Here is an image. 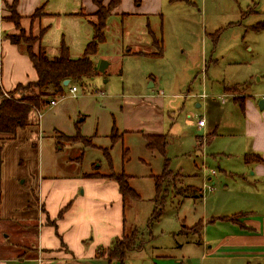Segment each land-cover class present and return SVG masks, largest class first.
<instances>
[{
	"label": "rangeland",
	"instance_id": "rangeland-1",
	"mask_svg": "<svg viewBox=\"0 0 264 264\" xmlns=\"http://www.w3.org/2000/svg\"><path fill=\"white\" fill-rule=\"evenodd\" d=\"M216 3L218 11L204 18L198 5L179 0L172 4L164 0L162 16L122 19L109 15L104 41L92 57L96 74L75 83L74 96L71 84L62 85L61 95L48 88L56 96V105H46L39 109L41 113L32 109L36 118L28 115L33 127L29 136L25 130L13 138L0 135V243L10 221L3 219L5 203L14 204L6 218L19 221L27 215L31 222L36 217L39 174L129 172L132 177L127 182L138 197H125L126 222L134 223L144 254L164 255L153 259L170 260V264H175V258L181 264H264V256L258 253L227 246L211 247L206 254V248L197 244L196 227L190 229L201 220L202 207L196 199L184 197L192 193L184 190L188 178L201 185L195 173L201 179L204 169L208 174L213 170L216 184L210 197L208 193V214L212 208L220 216H239L257 202L254 208L264 216V183L255 181L252 171H240L244 137L239 130L229 129L230 125L239 129L243 122L236 100L258 102L264 95V0ZM93 14L92 21L97 23ZM149 30L154 37L147 34ZM60 39L58 29L50 27L43 39L49 54L57 50ZM63 41L71 57L81 56L83 45ZM102 61L107 67L100 72ZM21 91L14 87L2 96L18 97ZM148 105H158L165 113L163 127L168 135L163 151L146 146L143 128L124 131L129 130L124 127L130 121L121 108H133L131 112L145 124L150 120ZM201 118L204 128L197 124ZM214 121L220 123V134L209 136ZM150 173L154 174L151 178ZM158 177L161 191L156 193ZM180 187L182 193L175 190ZM231 228L220 221L209 226L208 234L217 241Z\"/></svg>",
	"mask_w": 264,
	"mask_h": 264
},
{
	"label": "crops",
	"instance_id": "crops-1",
	"mask_svg": "<svg viewBox=\"0 0 264 264\" xmlns=\"http://www.w3.org/2000/svg\"><path fill=\"white\" fill-rule=\"evenodd\" d=\"M109 1L102 0V4L106 6ZM167 1L172 4L178 0ZM179 1L189 5H198L197 11L202 18L207 13L212 15L218 11L216 0ZM11 2L12 0H0V91L2 94L12 90L17 84L25 85L28 82H33L37 77L31 61L22 48L12 44L6 38V35L18 34L13 23L4 19L8 15L6 5ZM163 2L164 0H120L110 16H121L122 19L131 16H162ZM37 8L42 9L41 15L31 20L29 17ZM96 10L92 0H19L16 6V12L21 17L20 26L26 34L31 33L33 36H37L42 28L48 27L38 44L34 45V51L40 48L49 58L56 57L59 52L58 46L54 53L49 54L43 44V39L49 33L50 27L58 29L61 41L63 38L69 42L74 40L85 48L86 44L93 38L91 23H93L92 14ZM147 34L154 37V33L150 30ZM70 58L77 59L79 57L70 56ZM201 58L203 60V54ZM93 60L92 63L95 65ZM69 84L68 80L67 85L69 86ZM72 85L76 84L72 83ZM201 98L206 99V95L201 94ZM53 99L55 100V97ZM240 101L243 103V108L240 109L243 122L239 129L234 125L229 126L231 131L239 130V133L244 137L242 141L243 154L239 156L243 165V169L240 171H252L251 176L255 178V181L264 183V108L263 110L258 108V103L261 100L255 102L244 98L238 102ZM223 104L225 103L222 102ZM199 106L198 104L197 107ZM146 108L150 120L145 124H141L136 113L131 112L133 108H121L123 114L129 117L130 121L128 127H124L129 130L124 131L137 132L143 128V133L142 131L141 133L144 134L145 140L151 136L164 135L166 137L168 134H164L163 119L165 113L163 108L158 105H148ZM141 109L138 108L137 110ZM32 114L36 118L35 112L31 110L29 115ZM135 121L139 123H135ZM28 122L25 128L18 130V134L19 132L23 133L24 130L28 136L31 134L30 129L33 127L29 119ZM218 125L220 123L215 121L211 123L209 136L220 134V126ZM205 126L206 122L202 128ZM115 129L118 130V127ZM32 147H36V144H33ZM195 168L197 169V166ZM204 171L205 169L201 179L199 173H195V176L197 175L195 179L201 185L188 178L187 185L184 187V190L193 193L186 194L184 197L196 199L202 207L201 220L199 219L195 225L190 227L192 231L193 227L197 229L194 233L198 235L197 244L199 247L202 250L206 248V254L208 250H211V247L212 249H220L222 246H227L231 249L255 252L258 253L257 255L264 256V252H262L264 251V216H260L263 214L254 208L257 206L255 205L257 202H252V205L249 202L248 205L251 206L248 209L250 210L242 212L239 216H236L238 213L231 217L220 216L212 208H210L212 212L208 214L207 201L215 190L213 187L216 184L213 178L215 171L209 172L210 175ZM111 172L109 173L114 174ZM94 173L103 175V177L91 176ZM124 173L128 177H132L129 172ZM105 175L109 174L100 173L98 170L78 174L69 173L62 176H41L39 174L37 201L40 209L37 207L38 213H35L36 217H33L31 222L27 220V215H22L19 221H13L12 216L6 218V212L14 209V204L5 203L3 219L4 221L10 219V221H8L9 227L4 230L6 233L3 235L5 240L0 243V264H170V260L156 261L153 259L166 257L164 255L155 253L152 257L153 254L151 256L144 254L142 251L145 248L141 244L122 258L109 257V252L106 250L114 249L115 242L121 240L123 236H130L134 233L137 237L138 233L134 228V223L128 225L126 222L125 198L120 194L117 183ZM152 175L154 174L150 173L148 176L151 178ZM237 177L245 180L243 173H238ZM206 185H210L212 189L206 188ZM180 189L181 187L175 188L178 193H182L183 191ZM256 192L260 193L259 191ZM208 193L210 194L209 197ZM260 206H263L262 202ZM29 211L28 205L26 212ZM12 212L15 214V211ZM258 214L259 216H257ZM220 221L229 223L232 228L231 232H226V235L215 241L208 234V228L215 226ZM9 237H12L11 241H8ZM137 241L140 243L138 237ZM175 264L181 263L175 258ZM187 264H190V261Z\"/></svg>",
	"mask_w": 264,
	"mask_h": 264
},
{
	"label": "trees",
	"instance_id": "trees-1",
	"mask_svg": "<svg viewBox=\"0 0 264 264\" xmlns=\"http://www.w3.org/2000/svg\"><path fill=\"white\" fill-rule=\"evenodd\" d=\"M18 1L19 0H12L9 5H6L8 15L4 19L13 23L14 27L18 30V34L6 35V38L9 39L12 44L22 48L23 52L31 61L37 77L33 82H28L25 85H16L17 89L22 90L17 94L18 97H15L11 93L2 96V91H0V135L11 138L15 137L18 130L28 125V115L32 109H42L56 97L53 92H48V88L54 90L56 95H61L63 90L62 83L64 80H69V83L72 84L84 81V79L93 77L96 74L97 69L92 63L91 58L97 53L98 44L104 41V29L109 15L120 3V0H110L104 7L102 0H92L97 8L94 15L98 17L97 23H91L93 38L86 44L81 57L71 59L68 48L63 41H61L59 45V52L56 57H47L40 48L34 51V45L38 44L41 37L48 30V27L42 28L37 36H33L31 33L26 34L24 29L20 26L21 17L16 12ZM41 12L42 9L37 8L29 18L34 20L38 18L37 14L41 15ZM236 103L239 105L240 109L243 108L242 101L238 102L236 100ZM146 141V146L151 150L163 151L166 145V137L164 135L147 137ZM2 150V137L0 136V176ZM168 173L164 175L167 176ZM91 176L103 177V175L95 173ZM105 177L113 179L117 183L119 192L123 198L128 195L131 196V198L138 197V194L134 192L127 182L128 176L123 172L105 175ZM158 180L159 177L156 178L154 185L156 193L161 191L160 184L162 179L161 181ZM115 243L116 246L114 249L106 250L109 252L110 258L114 256L122 258L140 244L137 241L135 233L130 236H123L121 240Z\"/></svg>",
	"mask_w": 264,
	"mask_h": 264
},
{
	"label": "built area",
	"instance_id": "built-area-1",
	"mask_svg": "<svg viewBox=\"0 0 264 264\" xmlns=\"http://www.w3.org/2000/svg\"><path fill=\"white\" fill-rule=\"evenodd\" d=\"M69 91H70V93L74 96L75 93H76V91H77L76 86L72 85V86L69 88ZM261 99L264 100V95L261 97ZM55 104H56V101L53 99V100H51V101L49 102L48 105H50V106H54ZM35 110H36L37 113H41L40 110H38V109H36V108H35ZM39 117H40V114H39ZM204 123H205L204 119H202V118L199 119L198 122H197L198 127H203V126H204ZM204 182H205V181H204ZM204 186H205V185H204ZM206 188L210 189L211 186H210V185H206ZM211 189H212V188H211Z\"/></svg>",
	"mask_w": 264,
	"mask_h": 264
},
{
	"label": "water",
	"instance_id": "water-1",
	"mask_svg": "<svg viewBox=\"0 0 264 264\" xmlns=\"http://www.w3.org/2000/svg\"><path fill=\"white\" fill-rule=\"evenodd\" d=\"M107 67V63L106 62H104V61H102L100 64H99V66H98V70L100 71V72H103L104 71V69ZM68 84V80H64L63 81V85L65 86V85H67ZM197 106H198V104H197ZM258 108L260 109V110H263V108H264V101L263 100H261L259 103H258Z\"/></svg>",
	"mask_w": 264,
	"mask_h": 264
}]
</instances>
